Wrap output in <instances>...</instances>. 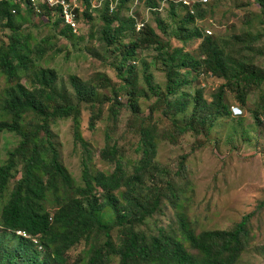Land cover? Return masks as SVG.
Wrapping results in <instances>:
<instances>
[{
	"label": "rangeland",
	"instance_id": "rangeland-1",
	"mask_svg": "<svg viewBox=\"0 0 264 264\" xmlns=\"http://www.w3.org/2000/svg\"><path fill=\"white\" fill-rule=\"evenodd\" d=\"M174 1L141 0L138 7L137 1L134 4L131 2L132 8L137 7L139 23L153 26L164 45L163 51L156 47L139 50L138 58L128 63L127 67L135 68L134 98L137 116L130 109L131 89H125L124 77L127 78V74L119 71L122 52L116 51V46L108 47L102 40L104 24L101 9L93 11L92 18H89V22H84L79 32L81 37L74 41L62 36V27L48 23L44 16L28 15L23 10L21 17H16L18 33L28 38L33 50L30 60L35 59L38 67L50 68L56 72L55 87L66 95L69 102L74 105L79 103L73 88L74 78L87 84L89 90L95 89L97 92V97L94 98L96 102L80 107V134L87 148L82 143L75 142L73 118L51 121L49 141L59 153L60 163L74 185L79 187L84 186L85 161L91 175H111L114 172L115 165L101 159V153L108 144L117 147L118 159L128 173L133 174L135 166L143 158L139 149L141 129L155 131L157 158L154 175L163 191L173 188L177 199H172V192H168L161 210L153 218L146 219L144 224L137 225V230L148 236L157 235L160 231L177 233L181 217L188 220L196 233L230 231L244 217L253 214L248 223V234L243 241L246 247L237 264H264V208H260V204L264 202V81L258 85L252 81L251 83L256 84L242 89L244 104L237 100L234 90L226 88L224 102L229 107L237 106L240 109L238 117L226 115L215 121L212 127L210 122L204 126L195 123L199 135L181 134L179 129L193 124V99L201 93L210 104L214 93L225 81L205 69L195 71L187 75L189 84L177 96H168L166 67L163 64L165 53L168 51L172 54L177 48L183 49L175 59V66L187 53L201 58L202 40L189 38L192 37L195 26L182 24V13L174 8L177 15L172 16L171 4ZM259 1L242 0L219 4L211 1L199 25L203 30H211V39L231 58L234 69L237 70L236 65L241 63L243 70L262 77L264 0H261L263 5ZM154 2L161 8L159 12L153 11L155 7H151V4ZM159 21L162 22L161 28L158 27ZM177 33L184 39L177 38ZM12 34L10 29L0 26V45L12 42ZM130 41L131 39H126L121 43L127 44ZM166 44H169V48H165ZM186 72L183 70L179 73L181 80ZM20 76L22 83L29 87L27 75ZM146 77H151V85L156 92L149 90ZM8 86L6 79L0 74V102L3 101L4 91ZM183 94L187 95L185 102L189 103V107L186 112L180 113L173 104ZM116 102L123 107L117 108ZM154 107L156 108L153 109ZM31 121L28 119V125L33 130L36 124ZM92 122L95 123L93 131L90 130ZM40 138L48 140L45 133H41ZM20 142V137L14 134L4 133L0 137V166L7 162L9 153L14 152ZM23 167L24 162L17 160L14 178L0 201V218L20 179L19 173L23 171ZM45 205L53 213V204ZM104 220L111 221V226L115 225V218L109 213ZM118 233L117 227L111 231L116 244H120ZM18 237L17 234L0 228V242L14 246L18 243ZM106 240L104 232H94L88 241L67 252L66 264H88L94 250L103 247ZM35 246L44 259L49 257L41 244L35 243ZM119 263V258L112 256L109 264Z\"/></svg>",
	"mask_w": 264,
	"mask_h": 264
},
{
	"label": "trees",
	"instance_id": "trees-1",
	"mask_svg": "<svg viewBox=\"0 0 264 264\" xmlns=\"http://www.w3.org/2000/svg\"><path fill=\"white\" fill-rule=\"evenodd\" d=\"M134 1H137L138 7L141 0H114L117 6L111 13V2L107 0L102 7L93 11L102 10L103 42L108 47L116 46V51L122 52L119 71L127 74V78L124 77L125 89L129 87L131 89L130 109L137 116V103L134 98L135 68L127 67L128 63L138 58L139 50L145 51L156 47L163 51L164 45L153 26L145 24L142 31L138 32L137 24L140 21L137 7H131V2L134 4ZM236 1L242 0H212L218 4ZM212 2L203 4L197 1L193 6L195 14L182 3L171 4L173 17H176V11H179L183 14L182 24L195 26L192 37L189 38L200 39L202 42L200 59L187 53L177 66L175 59L180 56L183 49L177 48L172 54L168 51L165 53L166 59L163 64L166 67L168 96H177L181 89L189 84L187 75L195 71L205 69L225 81L214 93L210 104L204 100L201 93L193 99L195 104L193 124L179 129L181 134L199 135L195 123L204 126L210 122L212 127L218 119L232 115L231 106L224 102L226 88L234 90L237 100L244 104L242 89L247 85L256 83L258 85L264 81V76L257 77L254 72L243 70L241 63L236 65L237 70L234 69L231 58L211 39L212 34H206V29L203 30L199 25ZM259 3L263 5L261 0ZM151 5L155 7L153 11L159 12L161 9L155 2ZM14 9H17V13H13ZM90 9L91 6L87 4L84 12L77 11L79 30L85 21L89 22L92 18L93 11ZM22 11L23 9L13 0H0V26L13 31L14 38L8 45H0V74L9 84L4 91V99L0 102V137L4 133H9L21 139L19 147L9 153L7 162L0 166V201L14 178L17 160L24 162L23 171L19 173L20 179L1 213L0 228L13 233L24 230L32 237H37L49 257L44 259L31 239L18 237V243L14 246L0 242V264H66L67 252L88 241L94 232H104L107 240L103 247L94 250L88 264H109L112 256L119 258V264H237L246 247L243 241L248 234V223L253 214L244 217L230 231L196 233L188 220L181 217L177 233L160 231L157 235L148 236L137 230V225L144 224L146 219L153 218L161 210L163 199L167 197L168 192H172V199H177L173 188L163 191L154 175L157 158L155 131L141 129L139 149L143 153V158L135 166L133 174H129L118 159L117 147L108 144L101 153V159L114 164V172L111 175L105 173L91 175L85 161L84 186L74 185L72 178L60 163L59 153L49 141L48 136L51 134L49 123L73 118L75 142L82 143V146L87 148L80 134V107L86 103L96 102L94 98L97 97V92L95 89L89 90L87 84L80 83L74 78L73 88L79 101L78 105H74L68 101L66 95L56 89V72L50 68L38 67L35 59L30 60L33 50L28 38L18 33L15 19L21 17ZM132 12L135 17L131 15ZM27 13L32 15L31 10ZM48 23L62 27L61 20L48 19ZM161 25L162 22L159 21L158 27L161 28ZM61 35L70 41L81 37V34L74 33L69 27H62ZM176 36L180 40L184 39L180 33ZM126 39H131L130 43L122 44L121 41ZM166 47L169 48V44H166ZM38 56L41 57V54L38 53ZM183 70H186L187 74L181 80L179 73ZM20 75H27L29 87L22 83ZM252 81L256 83H251ZM146 82L151 92L157 91L151 85V77H146ZM185 99L187 95L183 94L173 104L180 113L186 112L189 107ZM116 107L123 105L116 102ZM28 119L36 124L33 130L28 125ZM90 127L93 131L95 123L92 122ZM41 133H45L48 140H42ZM45 203L53 204V213L47 209ZM260 208H264V202L260 204ZM107 213L115 218L114 226H111V221L104 220ZM116 227L119 230L120 244H116L111 236V231Z\"/></svg>",
	"mask_w": 264,
	"mask_h": 264
},
{
	"label": "built area",
	"instance_id": "built-area-1",
	"mask_svg": "<svg viewBox=\"0 0 264 264\" xmlns=\"http://www.w3.org/2000/svg\"><path fill=\"white\" fill-rule=\"evenodd\" d=\"M15 4L19 5L23 10H31L32 14L44 16L52 21L61 20L62 27H69L76 34H79V22L77 11L80 10L84 12L86 10L87 4L91 6L90 11L103 6L107 0H13ZM111 2L110 11L113 13L116 10L117 3L114 0H108ZM174 1V0H173ZM212 0H200L203 4H208ZM222 1V0H216ZM174 3H182L187 6L192 14H195L194 4L196 1L190 0H175ZM13 13H17V9L13 10ZM133 17L134 12L131 14ZM145 27V23H138V32L142 31ZM205 33L211 35V30L206 29ZM232 116L238 117L241 114L240 109L237 106H231ZM18 235L29 238L28 234L24 231H18Z\"/></svg>",
	"mask_w": 264,
	"mask_h": 264
},
{
	"label": "clouds",
	"instance_id": "clouds-1",
	"mask_svg": "<svg viewBox=\"0 0 264 264\" xmlns=\"http://www.w3.org/2000/svg\"><path fill=\"white\" fill-rule=\"evenodd\" d=\"M18 231H24V230H17V231H15L14 233L17 234ZM24 232H26V231H24ZM26 233L28 234L29 238H26V237L20 236V235H18V234H17V235H18L19 237H22V238L31 239V240L34 242V244H35V243H36L37 245L40 244V242H39V240L37 239V237H32L28 232H26Z\"/></svg>",
	"mask_w": 264,
	"mask_h": 264
}]
</instances>
